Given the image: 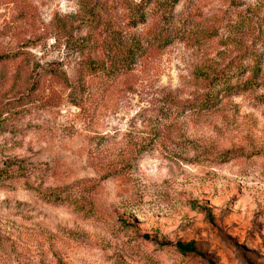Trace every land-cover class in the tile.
I'll use <instances>...</instances> for the list:
<instances>
[{
	"label": "rangeland",
	"instance_id": "rangeland-1",
	"mask_svg": "<svg viewBox=\"0 0 264 264\" xmlns=\"http://www.w3.org/2000/svg\"><path fill=\"white\" fill-rule=\"evenodd\" d=\"M0 264H264V0H0Z\"/></svg>",
	"mask_w": 264,
	"mask_h": 264
},
{
	"label": "trees",
	"instance_id": "trees-1",
	"mask_svg": "<svg viewBox=\"0 0 264 264\" xmlns=\"http://www.w3.org/2000/svg\"><path fill=\"white\" fill-rule=\"evenodd\" d=\"M85 68H89L90 71L94 74L102 71V82L100 85V91L105 90L104 87L108 86V83L111 79L118 78L120 73L112 74L111 67L110 70L108 67L103 65L92 64L87 61L81 63ZM52 75H57L55 71H49ZM196 77H199L202 80L203 91L197 97L200 104L213 106L216 104L219 96H229L230 94L238 93L250 88L252 85L256 84L254 80V75L244 76L242 73L236 74L233 72H224L223 69L213 71V72H200L196 74ZM114 82V81H112ZM216 86H219L218 89H215ZM215 89V90H214ZM84 92L71 93L70 101L73 103H79V99L83 98ZM176 249L181 253H195L199 252L195 249L193 242H180L176 241L174 243Z\"/></svg>",
	"mask_w": 264,
	"mask_h": 264
}]
</instances>
